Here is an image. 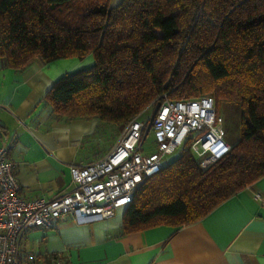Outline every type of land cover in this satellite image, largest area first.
<instances>
[{"label": "trees", "instance_id": "16d2710c", "mask_svg": "<svg viewBox=\"0 0 264 264\" xmlns=\"http://www.w3.org/2000/svg\"><path fill=\"white\" fill-rule=\"evenodd\" d=\"M89 54L95 63L59 78L44 102L54 119L97 118L109 148L165 95L240 103L230 152L203 169L180 150L137 188L124 232L196 223L264 176V0H0L11 67Z\"/></svg>", "mask_w": 264, "mask_h": 264}, {"label": "crops", "instance_id": "0c3cea01", "mask_svg": "<svg viewBox=\"0 0 264 264\" xmlns=\"http://www.w3.org/2000/svg\"><path fill=\"white\" fill-rule=\"evenodd\" d=\"M94 63L92 54L51 62L37 55L18 70L0 57V148L16 164L24 198L70 191L71 168L103 158L117 143L121 132L109 148L97 118L54 119L44 102L59 78ZM262 198L264 176L196 223L128 233L125 208L90 222L68 216L53 228L27 231L18 264H54L58 254L63 264H264Z\"/></svg>", "mask_w": 264, "mask_h": 264}, {"label": "built area", "instance_id": "2783aa9c", "mask_svg": "<svg viewBox=\"0 0 264 264\" xmlns=\"http://www.w3.org/2000/svg\"><path fill=\"white\" fill-rule=\"evenodd\" d=\"M216 98H195L158 103L146 119L139 114L125 124L110 152L98 160L71 168L73 188L54 199L24 198L16 175V164L8 149L0 148V264H18L24 235L33 228L50 229L68 216L90 222L115 216L134 199L144 179L164 166L165 158L183 145L198 155L208 154L215 162L226 156L225 117ZM152 136L154 150L146 142ZM264 204V198H262ZM54 264H63L60 254Z\"/></svg>", "mask_w": 264, "mask_h": 264}, {"label": "rangeland", "instance_id": "374dc122", "mask_svg": "<svg viewBox=\"0 0 264 264\" xmlns=\"http://www.w3.org/2000/svg\"><path fill=\"white\" fill-rule=\"evenodd\" d=\"M210 95L215 96L212 93H209ZM216 106L217 109L219 111L220 114H222L225 117V131H226V139L229 142H236L239 139L240 136V123H241V109H240V103L238 100H229V99H218L216 102ZM157 106H152L149 109V114H153L155 109ZM147 115H144L142 117V119H146ZM119 131L121 130V126L118 127ZM149 146L150 150H154L155 149V145L153 144V138L152 136L149 137V139L146 142ZM186 147L183 145L177 152H175L174 154L168 155L165 158L164 163L168 164L169 162H171L172 160H174L180 150L185 149ZM199 165L201 166V168L205 169L207 167H209L212 163H213V159L210 155L205 154V155H198L196 153H194Z\"/></svg>", "mask_w": 264, "mask_h": 264}]
</instances>
